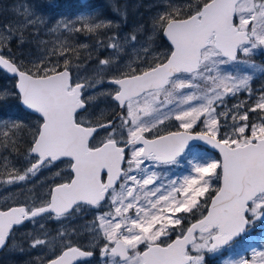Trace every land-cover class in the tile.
Instances as JSON below:
<instances>
[{
	"label": "snow or ice",
	"instance_id": "obj_1",
	"mask_svg": "<svg viewBox=\"0 0 264 264\" xmlns=\"http://www.w3.org/2000/svg\"><path fill=\"white\" fill-rule=\"evenodd\" d=\"M107 6L126 21L127 5ZM22 7L0 24V71L14 82L0 88V104L15 98L35 122L27 141L24 120L0 122L8 168L0 183L30 181L60 165L68 179L53 181L31 207L0 209V251L48 254L31 264H81L95 252L73 242L77 230L53 235L43 221L70 226L91 209L84 228L103 264H206L208 254L224 252L238 258L223 264H264V232L253 233L264 226V88L255 98L251 88L264 66L240 59L264 55V0H171L149 26L108 36L111 55L97 61L91 77L83 61L72 64L68 38L107 35L113 20L82 14L50 23L31 0ZM156 35L168 41L166 52L153 47ZM33 42L37 54L13 51ZM239 93L253 103L229 107ZM102 100L120 109L114 119L90 118L89 108ZM167 121L178 130L160 134ZM25 142L21 170L5 154ZM205 145L220 158L206 156ZM25 221L41 229L27 237L28 249L14 244Z\"/></svg>",
	"mask_w": 264,
	"mask_h": 264
},
{
	"label": "rangeland",
	"instance_id": "obj_2",
	"mask_svg": "<svg viewBox=\"0 0 264 264\" xmlns=\"http://www.w3.org/2000/svg\"><path fill=\"white\" fill-rule=\"evenodd\" d=\"M72 1V0H67ZM169 0H159V2L153 3L149 6H143L142 3L144 1L140 0H128L127 2H123L124 4L121 5L123 7L124 5H127V19L121 20L120 18L113 16L108 17L107 19H112L114 23V28L111 32H107V35L103 34V31L101 33H94V34H88V33H82V34H76L78 38L83 39L81 46L76 49V43L73 45L76 49L75 54L71 57L72 64H76L79 61H83L81 64V71L83 72V69L87 67L89 69L88 72H84V75H87L91 77V69H94L97 67V61L99 59L108 58L111 55L110 50L106 49L104 45L107 44V37L112 35L113 33L116 34H128L130 33L136 26L143 24L145 27L149 26L151 19L156 14L164 11L165 6L170 3ZM6 0H3L2 4L0 2V13L3 12V6L6 5ZM20 8L21 11H23V5L28 2L27 0H20ZM32 3H35L39 6V9L43 11L44 17L46 20H48L50 23H54L56 20H75L80 15H87L92 14L96 16V13L94 14V11H82L80 13L72 14L70 15L68 12H54V7L56 6L57 0H33ZM199 2V0H198ZM44 3V4H43ZM102 6L108 5L109 0H102ZM88 4L91 6L90 3H88L85 0H79V5H86ZM97 4V3H95ZM158 9L156 10V8ZM10 7H8L7 4V10H9ZM12 9V7H11ZM104 9V6H103ZM16 18L15 12L12 14V16L7 19L3 20L0 18V24L7 23L8 21L14 20ZM104 19L103 17H101ZM41 35L44 36V32H41ZM160 37V35H156L155 38ZM45 39H48L47 36L44 37ZM25 39H29L27 36ZM156 40V39H155ZM36 47V45H35ZM154 48H156L159 52H164L159 47V43L156 40V43L153 45ZM14 51V49H13ZM15 52V51H14ZM240 59L248 60L249 63H255L256 65L264 66V55L260 54L259 50L255 54L251 56V58L246 57H240ZM243 70H245V65H240V70L237 71L236 74H242ZM259 80L264 81V76L256 75L254 76L253 80L251 81V87L253 83L259 82ZM264 88V82L263 84H259V87L256 88L257 91L259 89ZM89 91H94L93 89H89ZM256 91V92H257ZM240 94V93H239ZM238 94V95H239ZM237 95V96H238ZM237 97H235L233 100H236ZM237 102H234L233 104H236ZM232 104V105H233ZM116 107L112 105L111 101H99L98 107H90L89 108V115L92 119H101L102 117L106 116L108 117L109 114L115 110ZM103 112V116H100V113ZM12 118V117H10ZM253 119V118H252ZM6 120H0V122H5ZM118 123V122H117ZM166 127L161 126L160 128V134H164L168 131H176L178 130V122L175 121H167ZM31 128V127H29ZM199 130V127L196 129ZM104 133L101 134V138L103 137ZM201 152H204L200 150ZM3 151L0 150V153ZM27 155V152L25 155L21 157L23 159L22 164L19 165L18 169L23 170V168L26 166L25 157ZM206 156L211 158L219 159L217 156H215L214 153L207 151L205 153ZM9 160V158H8ZM0 170H3L4 167H6V162L3 159V156L0 155ZM11 164H15V161H13ZM56 172H60V176L57 177L55 174ZM8 176L4 178V180H7ZM68 179V173L67 168L65 165H60L59 168H52L51 170H45L41 175H39L38 178H35L30 181H24L19 182L18 184L8 185L5 183H2V187L0 186V205L4 204V199H8L9 203H13L14 200L18 201L20 204H25L29 207L33 206L34 202L38 201L39 197L46 196L49 188L52 185V182H64ZM1 184V183H0ZM94 211L86 210L81 213H79L76 217L73 218L72 222L70 223V226H62L57 221L53 220H45L43 221L45 229L51 233L55 234L58 229L65 228L68 231H71L72 229L77 230L76 234L80 235L79 231H81V235H87L86 238L77 239L73 238V240H76L82 244L83 241L86 242L85 245H88L89 248H92L93 250H96L97 258L91 262L90 264H103V260L100 256V246L93 247L90 244L91 236L88 235L87 230L84 228V225L86 223H90L94 219ZM263 226H258L253 229V233H260L264 232V228L261 229ZM41 229L39 227L38 223H31L26 226V228L19 233L21 235V238H17V246H22L25 249H28V241L27 237L30 234L36 235L40 234ZM235 247V245H234ZM243 251V247L237 248L236 252ZM39 252V253H38ZM13 254H21L19 252L15 251H6L3 255L0 256V261H8L9 257H11ZM25 258L23 261L19 264H31L33 260H35L38 256L42 255H48L47 253H41L39 250H32L28 249L25 253ZM211 257H219L221 262L225 259H228L229 256H232V258L236 259L238 256H236L234 253H228L224 252L222 254H210Z\"/></svg>",
	"mask_w": 264,
	"mask_h": 264
},
{
	"label": "trees",
	"instance_id": "obj_3",
	"mask_svg": "<svg viewBox=\"0 0 264 264\" xmlns=\"http://www.w3.org/2000/svg\"><path fill=\"white\" fill-rule=\"evenodd\" d=\"M28 1V0H27ZM33 1V0H31ZM43 1V0H40ZM140 1H144V0H140ZM1 4L3 2V0H0ZM168 2H171V0H169ZM176 2H180L178 0H176ZM8 4V7H10L9 10H7V4L3 6V12L0 13V18L3 20H7L9 19L12 14L14 13V9L16 7L20 6V0H6V2ZM118 3L120 5H123L124 3L121 1H118ZM154 3V2H153ZM152 3V4H153ZM44 4V3H43ZM145 4V3H144ZM104 9L102 11H98V13L96 14V16H99L100 18L103 17L104 19H107L108 17H113L115 16L111 10L108 8L107 5H103ZM12 7V9H11ZM89 9L88 4L86 5H79V0H72V1H67V0H57L56 6L54 7V12L58 13V12H68L70 15L72 14H76V13H80L82 11H87ZM45 37V36H44ZM161 37V35H160ZM49 38V37H48ZM83 39L78 38L76 36L75 33H73L71 35L70 38H68V43L74 45H76V49L78 47L81 46ZM14 51L17 53V55H21V54H28V53H33V54H37L38 50L35 47V43H31L28 47L25 48H17V47H13ZM263 80H259V82L257 83H253L252 85V89H253V98H255V96L259 95V91L256 90V88L259 87V84H263ZM13 80L9 79L4 73H2L0 71V88H7L9 90L12 89L13 87ZM257 91V92H256ZM234 98L229 100V107H231V105L234 102H240V101H246L249 105H251L253 103L252 99H249L244 93H240L237 96L236 100H233ZM10 116H13L12 118H10ZM109 116V115H108ZM5 118V122H10L13 119H22L24 120V122L31 127L32 124L35 122V117L30 116L25 110L22 109V107L20 106L18 100H16L15 98L10 99L7 103L5 104H0V119ZM108 117L104 116L102 117L101 121H104L105 119H107ZM254 119V116H250V119ZM95 119V118H94ZM26 129V131L24 133H21V135L24 137L25 141H27L28 139H30L29 135H28V130H31V128ZM28 143H22L18 146V148L16 150H14L11 154H5L8 155V163L11 164L13 161H15V166L16 168L19 167L20 164H22L23 159H21V157L23 155H25V153L27 152V148H28ZM1 151H3V149H0ZM202 151H204V149H201ZM217 156V155H215ZM1 162V161H0ZM8 176V168L7 166L3 168V170H0V181H4V178ZM0 186L2 187V183L0 184ZM264 226L261 228L263 229Z\"/></svg>",
	"mask_w": 264,
	"mask_h": 264
},
{
	"label": "flooded vegetation",
	"instance_id": "obj_4",
	"mask_svg": "<svg viewBox=\"0 0 264 264\" xmlns=\"http://www.w3.org/2000/svg\"><path fill=\"white\" fill-rule=\"evenodd\" d=\"M87 1L88 3L91 4V6L89 5V9L88 11H94V14L98 13V11H102L103 10V6H102V0H85ZM118 1H121V0H118ZM128 0H125V1H121V2H127ZM164 1V0H162ZM180 1V0H178ZM156 3V2H159V0H144V3H142L143 6H149L151 5L152 3ZM184 2H187V3H192V4H195V3H198V0H184ZM97 3V4H95ZM158 9V7L156 8V10ZM157 40V42L159 43V47L160 49H162L164 52H166L168 50V43L167 41L163 38V36L161 35V37H158V38H155ZM113 106L116 107L115 110H113V112L111 114H109L108 118L105 119L104 121L102 122H106L108 119H114V117L116 116L117 113H119L120 109L117 108V106L115 105V103L111 102ZM118 122V121H117ZM103 132H101L102 134ZM4 204L0 205V209H3V208H7L9 206H27L25 204H20L18 201L14 200L13 203H9L8 199H4ZM29 207V206H27ZM90 211H93L90 209ZM31 224V222H25L23 225L19 226L18 229H15V240H14V244L16 245L17 244V238H21V235L19 233H21L27 225ZM80 235H75L74 238H77V239H82V238H86L87 235H81V231H79ZM74 243H76L78 246H81V247H84V248H89L88 245H85L86 242L83 241L84 244L76 241V240H73ZM93 250V249H92ZM95 252V255L93 257H91L90 260L88 261H83L81 262V264H90L91 262H93L96 258H97V255H96V250H93ZM6 251H1L0 252V256L3 255ZM39 253V252H38ZM25 254H13L11 257H9V260L8 261H0V264H19L23 261V259L25 258ZM206 264H223L220 260L219 257H211L210 254L207 255L206 257Z\"/></svg>",
	"mask_w": 264,
	"mask_h": 264
},
{
	"label": "water",
	"instance_id": "obj_5",
	"mask_svg": "<svg viewBox=\"0 0 264 264\" xmlns=\"http://www.w3.org/2000/svg\"><path fill=\"white\" fill-rule=\"evenodd\" d=\"M122 1H124V0H122ZM164 38V37H163ZM165 39V38H164ZM166 40V39H165ZM167 41V40H166ZM167 43H168V41H167ZM1 72H3V71H1ZM4 74H6L8 77H9V75L6 73V72H3ZM10 78V77H9ZM22 107V106H21ZM23 108V107H22ZM24 109V108H23ZM25 110V109H24ZM26 111V110H25ZM166 134V133H165ZM196 143H198V144H203L204 142H196ZM205 148H207V149H209L210 151H212L213 153H216L217 155H218V150H215V149H211V147L210 146H207V145H205ZM219 156V155H218ZM220 158V157H219ZM25 222H27V221H25ZM24 222V223H25ZM1 252V251H0ZM91 258H87L86 260H82L81 262H83V261H88V260H90Z\"/></svg>",
	"mask_w": 264,
	"mask_h": 264
},
{
	"label": "bare ground",
	"instance_id": "obj_6",
	"mask_svg": "<svg viewBox=\"0 0 264 264\" xmlns=\"http://www.w3.org/2000/svg\"><path fill=\"white\" fill-rule=\"evenodd\" d=\"M49 1V0H48Z\"/></svg>",
	"mask_w": 264,
	"mask_h": 264
}]
</instances>
